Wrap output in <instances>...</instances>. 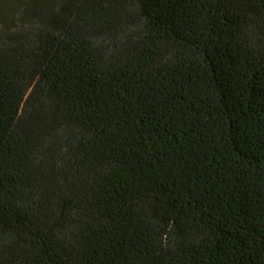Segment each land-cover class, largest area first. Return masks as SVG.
<instances>
[{"label":"trees","instance_id":"16d2710c","mask_svg":"<svg viewBox=\"0 0 264 264\" xmlns=\"http://www.w3.org/2000/svg\"><path fill=\"white\" fill-rule=\"evenodd\" d=\"M0 264H264V0H0Z\"/></svg>","mask_w":264,"mask_h":264}]
</instances>
